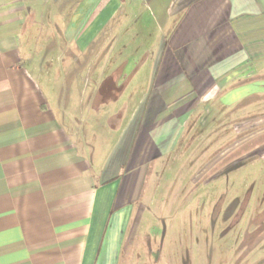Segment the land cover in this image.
I'll list each match as a JSON object with an SVG mask.
<instances>
[{
    "label": "crops",
    "instance_id": "crops-1",
    "mask_svg": "<svg viewBox=\"0 0 264 264\" xmlns=\"http://www.w3.org/2000/svg\"><path fill=\"white\" fill-rule=\"evenodd\" d=\"M255 110L264 0H0V264H137L149 173Z\"/></svg>",
    "mask_w": 264,
    "mask_h": 264
},
{
    "label": "rangeland",
    "instance_id": "rangeland-1",
    "mask_svg": "<svg viewBox=\"0 0 264 264\" xmlns=\"http://www.w3.org/2000/svg\"><path fill=\"white\" fill-rule=\"evenodd\" d=\"M261 113L199 126L193 140L149 173L137 264H264Z\"/></svg>",
    "mask_w": 264,
    "mask_h": 264
}]
</instances>
